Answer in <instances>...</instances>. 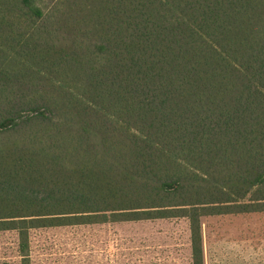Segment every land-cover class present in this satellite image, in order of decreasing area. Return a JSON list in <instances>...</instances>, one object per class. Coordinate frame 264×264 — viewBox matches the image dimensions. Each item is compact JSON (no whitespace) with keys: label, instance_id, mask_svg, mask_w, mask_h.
Wrapping results in <instances>:
<instances>
[{"label":"trees","instance_id":"obj_1","mask_svg":"<svg viewBox=\"0 0 264 264\" xmlns=\"http://www.w3.org/2000/svg\"><path fill=\"white\" fill-rule=\"evenodd\" d=\"M264 211V0H0V231Z\"/></svg>","mask_w":264,"mask_h":264},{"label":"rangeland","instance_id":"obj_2","mask_svg":"<svg viewBox=\"0 0 264 264\" xmlns=\"http://www.w3.org/2000/svg\"><path fill=\"white\" fill-rule=\"evenodd\" d=\"M204 264H264V211L202 217ZM187 218L0 231V264H193Z\"/></svg>","mask_w":264,"mask_h":264}]
</instances>
